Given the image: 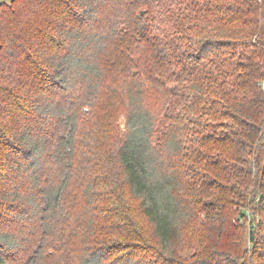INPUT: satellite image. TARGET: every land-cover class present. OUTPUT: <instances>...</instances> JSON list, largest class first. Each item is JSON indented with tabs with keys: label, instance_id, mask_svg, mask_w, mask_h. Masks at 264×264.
<instances>
[{
	"label": "trees",
	"instance_id": "1",
	"mask_svg": "<svg viewBox=\"0 0 264 264\" xmlns=\"http://www.w3.org/2000/svg\"><path fill=\"white\" fill-rule=\"evenodd\" d=\"M51 6L43 21V0L0 2V264H264V0ZM100 107L125 129L114 120L110 143L81 148ZM87 155L101 156L98 174ZM74 173L87 180L72 218ZM101 180L120 183L148 237L116 206L95 205ZM198 185L204 196L186 195ZM235 198L252 210L238 220L261 221L251 254L231 258L223 217ZM197 202L212 236L185 256L181 227Z\"/></svg>",
	"mask_w": 264,
	"mask_h": 264
},
{
	"label": "rangeland",
	"instance_id": "2",
	"mask_svg": "<svg viewBox=\"0 0 264 264\" xmlns=\"http://www.w3.org/2000/svg\"><path fill=\"white\" fill-rule=\"evenodd\" d=\"M12 0H0V2H6L10 3ZM51 3L55 5V0H43V7H44V17L43 21H46L47 19L53 17L51 13L52 6ZM51 42L48 40L46 42L47 49H51L52 46H50ZM121 96H123L121 94ZM157 96V91L151 90L146 91L143 94V97L146 100H155ZM124 97V96H123ZM121 107V105L119 106ZM97 114L90 118L85 124H84V132L81 133V148H84L86 144L93 143L95 140H101L106 139L108 140V143L112 141V139L116 136L115 130H114V120L115 117L111 114H108L107 112L100 107V109L97 110ZM115 126H118L121 129H125V118H119L118 121L115 120ZM97 129L101 130L100 133L96 135L89 134V130ZM84 145V146H83ZM100 152V151H99ZM85 166L91 169V171L95 172V174H98V171L101 170L102 166V158L101 156H86V160L84 162ZM200 171L202 172V169L200 168ZM84 180H87V177H83L80 174H75L71 178V186L68 188L66 192V199H67V207L73 211L71 214L72 218L77 217L78 215H81L83 212L82 209V201L80 196H76L77 193V185L79 183H83ZM202 183V182H201ZM101 191H103L105 194L104 196H100V200L95 202V205H97L100 208L106 209V211L112 210L114 206H116L117 210H120L123 212V214H128L130 217L132 224H137V232L143 236L148 237L150 234V230L147 228L146 221L140 218L136 211V204L130 202L128 200L127 196L120 195V192L122 191V187L120 183L115 184V186L111 182L105 183L103 180L100 182ZM201 185L196 186L195 188L190 187V189L186 192L193 198V199H199L197 194L199 193V197L201 198L204 196V193H200ZM114 197H117L122 202H126L128 205H121L114 202ZM205 198H202V200ZM239 203H242L240 201V198H235L233 205H229L225 208L224 211V217H223V223H224V230L223 235L228 237L225 241L231 248L232 251L227 254L231 255V258L238 257V256H244V255H250V246L252 245L250 240V233L252 229V220L255 219L254 216H242L239 215L241 218H238V212H240V209L243 208V211H246L248 214L251 209L249 210L248 207H241ZM201 202H197V205L195 207L197 216L193 217L192 220L188 221L187 223H184L181 227V240L180 244L178 245V250L180 254L182 255H193V256H201L202 254H199L200 252H204V250H207V246L205 245L208 241L209 237L212 236V234L206 230V224L201 222L199 220L200 216L202 215V210L200 209ZM106 213V212H105ZM255 221H261L260 215L258 214L256 216ZM131 223V222H130ZM264 224V221H263ZM135 227V228H136ZM254 233L257 232V228H254ZM260 234V233H258ZM134 238V237H133ZM246 251H248V254H246ZM205 254V253H204ZM203 254V255H204ZM244 254V255H243ZM217 264H231L227 260V256L225 257H216ZM241 259V258H240ZM246 259V258H245ZM241 259L238 263L235 264H247L248 260ZM249 259V256L248 258ZM238 261V259H237ZM259 261L256 263L258 264Z\"/></svg>",
	"mask_w": 264,
	"mask_h": 264
}]
</instances>
